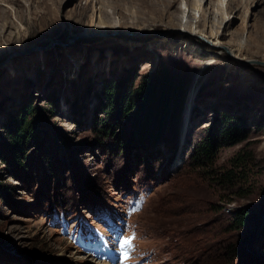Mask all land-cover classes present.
I'll use <instances>...</instances> for the list:
<instances>
[{
    "label": "rangeland",
    "instance_id": "374dc122",
    "mask_svg": "<svg viewBox=\"0 0 264 264\" xmlns=\"http://www.w3.org/2000/svg\"><path fill=\"white\" fill-rule=\"evenodd\" d=\"M258 61L264 0H0V264H108L80 226L115 264H264ZM163 68L180 131L138 143L102 105Z\"/></svg>",
    "mask_w": 264,
    "mask_h": 264
},
{
    "label": "trees",
    "instance_id": "16d2710c",
    "mask_svg": "<svg viewBox=\"0 0 264 264\" xmlns=\"http://www.w3.org/2000/svg\"><path fill=\"white\" fill-rule=\"evenodd\" d=\"M188 92L189 86L184 81L163 68L135 90L122 89L117 96L110 94L106 104L102 105L103 112L111 117L118 114L125 120H130L135 127L136 142L155 146L165 134H179L180 115ZM30 126L27 117L20 121L17 133L13 136L18 146L29 140L25 138V133ZM232 127L237 129L238 124ZM211 155L212 146H206L201 159L208 161ZM249 218L250 215L246 212L241 213L235 218L234 224L242 227Z\"/></svg>",
    "mask_w": 264,
    "mask_h": 264
},
{
    "label": "bare ground",
    "instance_id": "6f19581e",
    "mask_svg": "<svg viewBox=\"0 0 264 264\" xmlns=\"http://www.w3.org/2000/svg\"><path fill=\"white\" fill-rule=\"evenodd\" d=\"M171 6H173V5H171ZM224 16V15H223ZM228 17V16H227ZM226 20V19H225ZM188 25V23H186V26ZM192 27H193V25H189V28H191L192 29ZM196 29H197V27H196ZM218 34V31H216L215 32V35H217ZM216 40H217V38H216ZM220 41V40H219ZM222 43V42H221ZM218 45H220V43H217L216 45H215V47H218ZM231 52H232V54H234L237 58H240L241 57V53L243 52V47H240V50H237V51H234V50H231Z\"/></svg>",
    "mask_w": 264,
    "mask_h": 264
},
{
    "label": "water",
    "instance_id": "95a60500",
    "mask_svg": "<svg viewBox=\"0 0 264 264\" xmlns=\"http://www.w3.org/2000/svg\"><path fill=\"white\" fill-rule=\"evenodd\" d=\"M257 63H258V65H260L261 67L264 66V63H263L262 61H258Z\"/></svg>",
    "mask_w": 264,
    "mask_h": 264
},
{
    "label": "snow or ice",
    "instance_id": "6c2138e0",
    "mask_svg": "<svg viewBox=\"0 0 264 264\" xmlns=\"http://www.w3.org/2000/svg\"><path fill=\"white\" fill-rule=\"evenodd\" d=\"M127 243V241H125Z\"/></svg>",
    "mask_w": 264,
    "mask_h": 264
}]
</instances>
